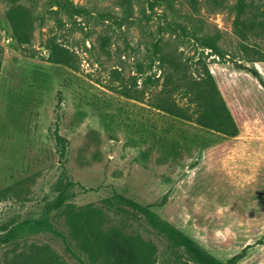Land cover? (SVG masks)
<instances>
[{"label":"rangeland","instance_id":"374dc122","mask_svg":"<svg viewBox=\"0 0 264 264\" xmlns=\"http://www.w3.org/2000/svg\"><path fill=\"white\" fill-rule=\"evenodd\" d=\"M0 49V264H108L90 221L192 264L128 201L219 264H264V0H0ZM207 74L236 138L157 107Z\"/></svg>","mask_w":264,"mask_h":264},{"label":"trees","instance_id":"16d2710c","mask_svg":"<svg viewBox=\"0 0 264 264\" xmlns=\"http://www.w3.org/2000/svg\"><path fill=\"white\" fill-rule=\"evenodd\" d=\"M237 23L242 25L239 32L241 39H246L247 33H244V29L246 28L248 32L249 28L238 22V20ZM52 52L53 63L67 64L65 61L66 56L60 57L57 48L52 49ZM164 62H166V59ZM169 75L167 77L168 81L170 80ZM258 76L255 72L254 77L259 78ZM178 81L180 83L176 87V92L187 100L185 107H178L166 98H159L158 108L176 118L193 122L203 129L213 131L229 139L236 138L239 135L238 126L215 81L209 74L202 78L178 79ZM147 82L152 83V79L148 78ZM262 85L264 87V82H262ZM123 94L128 99L134 98L128 92ZM53 136L57 153L63 158L66 152V139L60 137L57 133H54ZM127 204L142 214L149 227L155 230L156 234L167 243L169 249L181 251L192 264H219L212 257L206 256L198 244L157 218L148 209H141L131 201H128ZM74 213V211H70V219ZM72 223H80V218L74 221L72 219ZM93 224L92 221L86 222L84 225H80L79 229L85 235L87 248L100 255L108 264H154L155 249L151 243L145 242L140 237L128 236L117 228L104 230L100 225Z\"/></svg>","mask_w":264,"mask_h":264}]
</instances>
